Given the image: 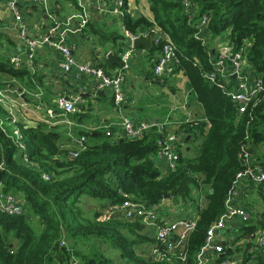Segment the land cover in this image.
Wrapping results in <instances>:
<instances>
[{
	"label": "trees",
	"instance_id": "1",
	"mask_svg": "<svg viewBox=\"0 0 264 264\" xmlns=\"http://www.w3.org/2000/svg\"><path fill=\"white\" fill-rule=\"evenodd\" d=\"M62 1L77 5V0L52 3L58 9ZM147 1L153 19L135 17L126 10L124 26L132 33L155 26L177 46L179 63L174 75L182 72L187 77L203 106L205 120L183 124L176 134L203 137L200 154L189 158L180 151L176 169L162 172L154 157L159 150L157 140L167 134L158 127L138 138L99 133L98 138H105L93 143L86 131L80 137H85V149L78 151L77 144L66 148L60 134L47 123L28 126L14 119L10 106L0 99V189L16 195L24 205L21 215L0 213V264H116L95 247L89 252L80 247L95 239L117 249L132 264H196L207 230L226 210L230 189L244 168L240 157L244 144L264 167V150L260 154L256 149L264 146V105L238 113L227 85L206 77L214 69V53L199 37L201 21L207 15L211 37L228 32L235 51L247 46L248 60L264 82V0ZM96 32L103 40L124 38ZM6 43L13 41L0 33V97L4 91L16 89L13 79L26 80L30 87L42 81L24 65L12 62L5 53ZM154 49L160 51L161 45ZM202 185L208 189L207 204L199 211L182 262L141 255L140 244L155 241L139 232L144 227L141 222L105 220L100 211L86 217L81 204L84 195L108 200L116 207L125 201L124 194L147 205L159 204L166 195L193 200L192 192ZM256 188L264 203V183ZM259 228H264V211L240 231L245 236ZM248 263L264 264V251L246 250L239 264Z\"/></svg>",
	"mask_w": 264,
	"mask_h": 264
},
{
	"label": "crops",
	"instance_id": "2",
	"mask_svg": "<svg viewBox=\"0 0 264 264\" xmlns=\"http://www.w3.org/2000/svg\"><path fill=\"white\" fill-rule=\"evenodd\" d=\"M127 1L130 7L133 8V16L138 17L144 15L149 19H153L147 0ZM57 5L58 9H56L52 0H48L46 4L44 2L24 1L22 4L24 10L23 23L30 36L41 38L48 33H52L56 40H61L64 44L72 48L73 54L78 61L100 62L108 74H115L119 68L122 53L128 48H131L126 37V28L123 20L113 12L115 0H77V5L62 1V5ZM83 20L87 21L82 26ZM15 26L13 16L7 7V1L0 0V33L13 41V44H5V53L10 56L11 60L13 57L19 60H25L27 47ZM117 27H120L121 32H116ZM97 30H101L107 34L117 33L123 35L124 38L118 39L117 41L111 39L103 40L97 34ZM199 36L207 41L213 53H215L214 58H218L224 52L234 51L230 37L227 40L220 41L219 37H211L207 28H203ZM154 47L155 44L152 41V45L149 48L144 45L134 48L130 59V66L127 69L123 84L128 100L119 108L114 104L111 91L108 89H100L96 78L86 76L75 68L69 72H64L61 67V53L51 46L40 45L36 49V56L32 67L28 68L26 65L25 67L33 75L41 77V84L36 83L34 87H30L26 80H14V83L18 82L16 89L23 90L25 97H18L13 94L12 98L20 99L19 103L21 106L29 107L31 111L25 116L21 110L16 109L18 119L28 126H36L40 122L47 123L55 133L60 134V140L66 148H75L76 144L78 145V140L81 135L86 131L90 132V141L92 136L95 139L94 141H98L99 133L114 134L113 136L117 138L121 134V121L125 116L133 119L136 123L156 122L160 131L165 130L167 135L176 134L177 132L174 133L168 130L169 124L171 123L168 121V118L174 119L173 117H167L172 108H170V111H167L165 105L159 101L163 96H170L166 88L175 92L174 94L176 95V88L184 86V88L189 87L191 94L194 93L195 96L196 94L190 87L187 77L182 72H177L173 76L164 78V80L155 76L153 65L158 58L159 50H152ZM111 55L113 57L118 56L119 61L115 58L110 59L109 57ZM226 67L228 70L231 67V61L229 59L226 61ZM134 68H138V70L135 72L133 70ZM240 73L241 76H245L249 81L256 76V71L250 63L245 64ZM226 80L228 88L233 87L236 89L241 78L236 77V75L227 74ZM170 81L173 82V85H168ZM139 85L141 87L139 90L140 94L137 91V86ZM63 95L69 98H80L76 112L65 113L58 108L57 101ZM190 107V104H186L183 110H181V113L175 117V122L178 125L190 122L197 123L205 120L203 106L199 110L202 113L201 117H198L199 112L191 111ZM196 108L199 109L197 106ZM50 112L53 116L50 115ZM90 115L92 118H88ZM162 118H165V120L162 121ZM74 128L80 130L83 128L84 131H80L81 135L78 136L74 132ZM181 134L182 132L177 135ZM190 141L199 143L197 147L199 148L200 154L203 137H192L191 139V135L187 134L183 136L180 143V150L184 156H186L185 150H190ZM263 147L256 148L261 150L260 154L263 153ZM198 155L193 154L192 156L186 157L191 158ZM154 161L159 170L162 172L168 171L167 162L163 157L155 156ZM204 187L206 186L202 185L196 188L192 192L193 200H185L186 204L176 211H166V198H164L159 203L158 225L175 222L180 219H193L198 217L202 205L206 206L207 204L206 193L208 189L206 187L205 190ZM257 192L258 189L250 179L244 178L233 202L236 205H247V201L250 200L252 202L251 205L256 207V213L259 214L264 203L261 201L262 198ZM173 196L176 195H171L169 198ZM255 199H258L259 202H255ZM83 201L86 200L81 198L82 205ZM192 204L198 206L196 212L192 211ZM99 205L102 206L99 211L102 212L101 216L103 219H114L124 223L139 221L144 225L143 229L139 232L157 241L156 232L158 225L147 223L143 219H138V217L126 219L122 210L113 206L108 200H103V203ZM234 225V223H231L228 229L221 233L222 235L219 234V238L223 236L225 239H230L235 235ZM191 231L184 226H180L170 242L162 245L161 248L159 247V252L156 256H154V249L157 247L155 241L154 243H141L139 253L144 251L141 254L143 256L182 262L185 258L183 252ZM225 239H222V241ZM248 240L249 236L247 234L245 235V239L242 240L243 243H246H244L246 247L248 246L247 243H249ZM144 244L148 245L147 249H143ZM242 258L240 253H238L235 259L236 264H239ZM113 262L116 264H132L130 261L123 259L120 254L119 261Z\"/></svg>",
	"mask_w": 264,
	"mask_h": 264
},
{
	"label": "built area",
	"instance_id": "3",
	"mask_svg": "<svg viewBox=\"0 0 264 264\" xmlns=\"http://www.w3.org/2000/svg\"><path fill=\"white\" fill-rule=\"evenodd\" d=\"M6 1L7 7L15 21V28L21 35L23 41H25L27 47L25 60H19L16 57L12 58V62L16 66H22V64H24V66L26 65L28 68L32 67L36 56V49L40 45L51 46L61 53V67L64 72H69L75 68L86 76L96 78L100 89H108L111 91L116 107L121 108L128 100L123 84L126 78L127 69H129L130 66V59L134 50L133 41L135 39L140 36L151 37L155 45H161L158 58L153 66V72L157 78L164 80V78L173 76L179 63V59L177 57V46L169 40L165 34L160 32L157 27H150L147 30L139 31L138 34L126 30V37L131 48H128L122 53L120 65L115 74H108L100 62L78 61L73 54L72 48L64 44L61 40H56L52 33H48L41 38L30 36L23 23L24 10L22 4L25 0ZM27 1L44 2V4H46L48 0ZM126 10L132 14L133 8L130 7L128 1L115 0L113 12L116 15L123 18ZM86 21L87 20H83L82 26ZM201 22V30L203 28H207L208 16L204 15ZM164 38L168 39V41L160 44L161 40ZM214 56L212 57L214 69L210 73L206 74V77L210 81L224 82L227 85V74L236 75V77L241 78L236 89L233 87H229L227 89L228 95H230L235 102L240 115L249 109L258 107L261 104L264 105V82L262 78L256 73V76L249 81L248 78L241 76L240 73L245 64L250 63L248 60L247 46L241 47L236 51L224 52L219 55L218 58H214ZM228 59L231 61V67L229 70L226 67V61ZM79 99V97L69 98L63 95L58 99L57 106L65 113H74L77 111ZM50 115L53 116L51 112ZM153 127H158V124L156 122L136 123L133 119L125 116L121 121L120 136L129 138L142 137ZM182 138L183 135L170 134L162 136L157 140L159 150L156 156H161L166 160L168 166V171L166 172L173 171L177 167ZM84 140L85 137L78 140V151L85 149ZM70 154L72 156H77L78 152H71ZM240 157L243 161L244 168L237 173L233 182L232 188L229 192V198L226 201V210L208 228L204 244L201 246V249L197 254L196 264H236L235 259L238 253H240L241 257H243V253L246 250L251 253L264 251V228L256 229L254 232L248 234L249 243H247V247L244 245L245 242H242V240L245 239V236L241 234L240 229L244 224L250 223L254 217L258 215V213H256V207L250 204L236 205L233 202L244 178H249L256 187L264 183V167L261 162L257 160L256 155L251 152L248 144H244L242 146ZM25 158L27 159V157ZM45 177L49 178L48 175H45ZM124 197H126L125 201L117 208L122 210L126 219L138 217V219H143V221L147 223L158 225L159 204L147 205L145 202L140 200L134 201L129 198L128 194H124ZM23 212V202L16 195L4 193L0 189V213H6L8 215H21ZM198 218L199 215L193 219H180L175 222H167L162 225H158V230L156 232L157 241L160 245L168 244L180 226L193 230L197 224ZM231 223L235 224L234 230L236 231V234L230 239H225L223 236L219 238V234L222 235L221 233L226 231ZM222 239L225 240L222 241ZM158 252L159 246L157 245L154 249V256H156ZM253 255L255 256L256 254ZM76 263L77 262L74 264Z\"/></svg>",
	"mask_w": 264,
	"mask_h": 264
},
{
	"label": "rangeland",
	"instance_id": "4",
	"mask_svg": "<svg viewBox=\"0 0 264 264\" xmlns=\"http://www.w3.org/2000/svg\"><path fill=\"white\" fill-rule=\"evenodd\" d=\"M63 3H65V2H63ZM147 29H141V31H144V30H147ZM116 32H118V33L121 32L120 27H117ZM138 32H137V34H138ZM140 37H143V36H140ZM217 37H219L220 41H224V40H227L229 38V34H228V32H225V33H222L221 35H219ZM143 38H151V37H143ZM134 41H133V45H134ZM133 70L136 72L138 70V68H134ZM14 80H16V79H13V81ZM16 84H18V82L15 83V85ZM168 85H173V82L170 81L168 83ZM161 87H164V86H161ZM140 89H141L140 85L137 86V91H139ZM166 89L168 90V93H169L170 96H168V95L163 96L161 94L163 97L161 98V100L159 102H161L163 105H165V108L167 109V111H170V108H172L171 112L169 113V116H167V117H173L174 119H169L168 118V121L171 122L169 124V129L168 130H170L171 132H174V133L175 132H179L178 130L180 129L181 125H178L175 122V117L181 113V110H183V107L186 104H190V106H191L190 110L191 111L199 112L198 113V117L202 116V113L199 111L200 107H202V104L199 102V100L197 99V96H195L194 93L191 94V90H189V87H186V88H184V86H181L179 88L177 87L176 88V95L174 94L175 92H172L169 88H166ZM23 92L24 91L23 90L20 91V89H18V90L17 89H12L10 91L6 90V91L3 92L4 95L2 94L1 97H0V99H1V101L3 103H5L6 105L10 106V109L13 111V114H14L13 117L16 120L18 118L17 111H15L16 109L17 110H21L22 114L25 115V116L28 115V113L31 112L29 107L25 106L26 107L25 108L24 106H21V104L19 103L20 99H13L12 98L13 94H15L18 97H21ZM138 93L140 94V91ZM196 106L199 107V109L196 108ZM88 118H92L91 115L88 116ZM161 120L164 121L165 118H162ZM80 131H84V129L81 128V130H80L78 128H74V132L78 136L81 135ZM182 133H184V132H182ZM104 138H105L104 136H101L100 138H98V141H101ZM94 140L95 139L92 136L91 137V143L96 142ZM198 144L196 143V141H194V142L190 141V143H189L190 150L189 151L185 150V155L186 156H192L193 154H197L198 155L199 154V148L197 147ZM24 160L26 161V158H24ZM204 188L206 190V187H204ZM82 198H83V200H86V201H83V205H82L86 217L87 216L88 217L93 216L94 213H96L97 211H99L101 209L102 206L99 205V204L103 203L102 199L95 198V197H92V196H89V195H84ZM88 199H90V200H88ZM91 200L94 201V202H92ZM21 201L23 202V200H21ZM247 202L250 205L252 204V202L250 200H248ZM255 202H259V200L255 199ZM165 203H166V211L168 210L169 212H172V211L178 210L181 206L185 205L186 201L184 199H182L180 196H173L172 198L165 199ZM203 207H205V206L202 205V208ZM263 207L264 206L261 207V212L264 211ZM191 208H192L193 212H196L197 209H198V206L195 205V204H192ZM182 216H184V215H182ZM29 217H32V214H30ZM154 230H155V228H154ZM80 247L83 248L84 250H87L86 252H89V251L93 250L94 247H95L101 253H103L106 257L112 259V261H116V262L119 261V252H118V250L117 249H113L108 243H106L104 241H100V240H97V239L90 240V241H87V242H84V243H80ZM91 247H93V248H91ZM147 247H148L147 244L143 245V249H145V248L147 249Z\"/></svg>",
	"mask_w": 264,
	"mask_h": 264
},
{
	"label": "water",
	"instance_id": "5",
	"mask_svg": "<svg viewBox=\"0 0 264 264\" xmlns=\"http://www.w3.org/2000/svg\"><path fill=\"white\" fill-rule=\"evenodd\" d=\"M146 46L147 48H149L151 45H152V39L151 38H143V37H139L137 38L135 41H134V48H138L140 46ZM110 59H113L115 58L117 61H119V57L118 56H115L113 57V55H111L109 57ZM22 97H25L24 93L22 95ZM171 196V195H170ZM170 196L166 195L164 198H169ZM67 241L71 242L72 240L71 239H67Z\"/></svg>",
	"mask_w": 264,
	"mask_h": 264
}]
</instances>
